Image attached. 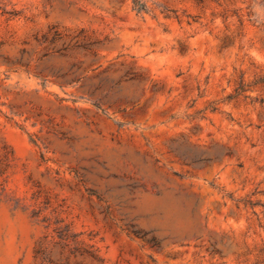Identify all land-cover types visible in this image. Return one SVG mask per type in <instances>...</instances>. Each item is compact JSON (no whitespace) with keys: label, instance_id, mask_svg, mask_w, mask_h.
<instances>
[{"label":"rangeland","instance_id":"1","mask_svg":"<svg viewBox=\"0 0 264 264\" xmlns=\"http://www.w3.org/2000/svg\"><path fill=\"white\" fill-rule=\"evenodd\" d=\"M0 264H264V0H0Z\"/></svg>","mask_w":264,"mask_h":264}]
</instances>
